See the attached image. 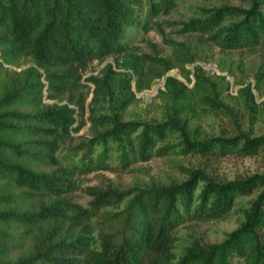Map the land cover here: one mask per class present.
Listing matches in <instances>:
<instances>
[{
  "label": "trees",
  "instance_id": "obj_1",
  "mask_svg": "<svg viewBox=\"0 0 264 264\" xmlns=\"http://www.w3.org/2000/svg\"><path fill=\"white\" fill-rule=\"evenodd\" d=\"M140 2L0 0V264H264L262 211L257 223L232 231L223 241L177 255L174 230L179 224L225 216L236 195L254 185L207 183L195 196L197 181L193 174L184 181L129 186L124 190L87 186L90 204L104 221L98 229V243L95 244L92 235L84 233L62 235L61 221L83 222L86 210L59 196L69 188V170L61 165L58 166L61 172L41 167L61 163L56 152L72 137L70 130L77 126L76 114L85 111L89 91L86 94L81 91L80 68L105 55L124 54L134 75H142L151 70H144L140 61H154L162 69L152 71L147 82L137 84L141 90L175 65L155 53H133L126 41V31L137 25L148 28L149 17L168 13L176 0H150L143 23ZM239 11L234 6L215 7L203 19L185 23L183 30L206 32L222 50L264 49V15L256 7L249 11L242 9L244 15ZM233 16L241 19L220 25L224 18ZM22 57L31 58L35 65L17 69ZM260 71L261 68L256 74ZM110 73H113L111 65L106 64L103 76L87 77L94 85L88 104V118L94 131L90 138L78 143L82 158L90 156L93 144H105L108 139L124 142L139 126L141 130L131 141V153L140 158L173 153L176 146L172 137L176 127L173 119L137 125L138 121L115 118L110 127L101 131L97 128L105 115L97 113L95 106L104 98ZM194 76L198 96L213 100L200 90L206 78L199 66ZM131 79L128 76L122 81L127 96L125 104L136 98ZM185 87L183 81L166 76L165 88L170 92L184 93ZM244 89L252 98L249 84ZM158 139L166 141L153 149ZM189 145L190 151L202 154L252 149L248 144L238 147L234 137H212ZM105 161L102 155L95 163L82 161L81 165L72 162L71 165L90 168L103 166ZM123 200V208L115 213L100 210L106 205L118 206ZM48 221H52L51 225H44Z\"/></svg>",
  "mask_w": 264,
  "mask_h": 264
},
{
  "label": "rangeland",
  "instance_id": "obj_2",
  "mask_svg": "<svg viewBox=\"0 0 264 264\" xmlns=\"http://www.w3.org/2000/svg\"><path fill=\"white\" fill-rule=\"evenodd\" d=\"M149 1L140 2L139 15L142 23L146 18ZM223 5L238 7L239 13L243 15L245 13L242 9L249 11L256 7L264 15V0H176L168 13L160 12L152 18L149 17L151 20L148 28L137 25L127 29L126 41L133 53H155L175 64L161 76L154 78L147 88L138 90L137 84L147 82L152 71L162 69L156 62L148 59H142L140 63L144 70L149 68L151 72H144L142 75H134L124 54L105 55L101 60L93 59L86 67L80 68L78 77L83 84L81 91L85 94V91H89L85 98V111L76 114L78 121L75 122L77 126L70 130L72 137L56 152L61 163L44 164L41 167L45 171L61 172L63 170L58 168L61 165L69 170V188L59 196L80 204L86 210L87 217L83 222H70V219L61 221L63 236L84 233L92 235L96 240L95 244L98 243V229L103 226L104 221L101 214L90 204L91 196L86 191V187L90 185L124 190L129 186L146 187L184 181L193 174L197 181L194 189L196 196L207 183L220 185L244 182L248 186L254 184L249 191L236 195L225 216L179 224L174 230L178 256L199 246L221 242L232 231L257 223L261 215L259 211L264 213V49L256 47L222 50L206 32L183 30L185 23L196 18L203 19L212 9ZM239 19L241 16L227 17L220 25H229ZM106 64L111 65L113 73L107 78L108 88L104 98L95 106L97 113L105 115L97 128L101 131L110 127L112 119L115 118L121 121H138L137 125L146 121L159 123L173 119L176 121L172 135L176 143L173 153L166 156L151 155L148 158H140L136 153H131V141H135L134 136L141 130L139 126L124 142L108 139L105 144H93L90 156L82 158L78 143L90 138L94 131L88 118V104L94 85L87 77L103 76ZM29 65H35L34 61L29 57H22L17 69ZM198 66L206 78L202 83L203 89L200 90L210 94L213 100L198 96L194 76ZM9 67L15 68L13 65ZM167 75L184 82V93L170 92L165 88ZM128 76H132L131 89L136 98L125 104L127 96L122 81ZM247 84L252 98L244 89ZM160 89H165V92H159ZM212 137H234L238 147L248 144L252 149L222 154L190 151L189 142ZM165 141L158 139L153 149ZM102 155L106 160L103 166L87 168L71 165H81L82 161L95 163V159L100 156L102 158ZM123 205L124 200L118 206L106 205L100 210L115 213ZM51 223L52 221H48L44 225Z\"/></svg>",
  "mask_w": 264,
  "mask_h": 264
}]
</instances>
